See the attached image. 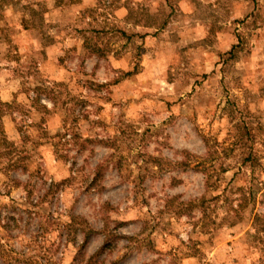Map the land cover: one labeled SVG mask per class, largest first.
I'll return each mask as SVG.
<instances>
[{
	"label": "rangeland",
	"instance_id": "rangeland-1",
	"mask_svg": "<svg viewBox=\"0 0 264 264\" xmlns=\"http://www.w3.org/2000/svg\"><path fill=\"white\" fill-rule=\"evenodd\" d=\"M78 1L0 0V264H264L262 10Z\"/></svg>",
	"mask_w": 264,
	"mask_h": 264
},
{
	"label": "crops",
	"instance_id": "crops-1",
	"mask_svg": "<svg viewBox=\"0 0 264 264\" xmlns=\"http://www.w3.org/2000/svg\"><path fill=\"white\" fill-rule=\"evenodd\" d=\"M129 1L132 5L137 2H144L145 6H149L161 2L162 0H121L120 5L115 12L116 19L123 21L129 17L130 8L126 6ZM257 2L262 5L258 6ZM95 3L96 0H79L77 4H67L62 8L68 10V12H72L71 16L76 18V13L91 8ZM175 5L176 10L185 13L186 15H190L186 17V19H190L192 22L195 21V24L192 25V29L196 31L201 27H207L209 30L211 28L213 30L215 29L213 33H216L215 35L218 36L222 44L226 42L234 44L236 42L235 37H233L228 30L231 20H241L242 22L250 14V17H252V12H256V9L262 10V13L264 14V0H175ZM203 12L208 13V23L199 22V14ZM218 17H221V20L216 23ZM241 22L237 25V28L239 29L238 33L246 27L244 22L240 24ZM126 25H130V27L133 26L132 24H129V22ZM257 31L262 32L261 29H258ZM207 33L208 32H205L204 34ZM57 49H59V46L55 43H52L49 48H46L50 56H52Z\"/></svg>",
	"mask_w": 264,
	"mask_h": 264
},
{
	"label": "trees",
	"instance_id": "trees-1",
	"mask_svg": "<svg viewBox=\"0 0 264 264\" xmlns=\"http://www.w3.org/2000/svg\"><path fill=\"white\" fill-rule=\"evenodd\" d=\"M244 130L247 131V134H250V130H249L247 127H245ZM256 161H258V160H257V156H254V155L249 154L247 157H245L243 163H244L245 165H247L248 163L256 162Z\"/></svg>",
	"mask_w": 264,
	"mask_h": 264
}]
</instances>
